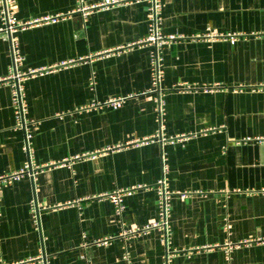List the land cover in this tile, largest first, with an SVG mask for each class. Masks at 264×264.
I'll use <instances>...</instances> for the list:
<instances>
[{"label":"crops","instance_id":"1","mask_svg":"<svg viewBox=\"0 0 264 264\" xmlns=\"http://www.w3.org/2000/svg\"><path fill=\"white\" fill-rule=\"evenodd\" d=\"M160 1L174 37L153 83L149 0L86 15L74 0H12L19 19L60 16L15 32L20 68L37 69L22 80L27 148L0 80V174L23 169L0 184V264H126L125 252L130 264H224L226 240L264 238V0ZM9 62L0 29V78ZM162 174L187 192L166 226ZM116 188H132L121 215L104 195ZM231 254L264 264V240Z\"/></svg>","mask_w":264,"mask_h":264},{"label":"built area","instance_id":"2","mask_svg":"<svg viewBox=\"0 0 264 264\" xmlns=\"http://www.w3.org/2000/svg\"><path fill=\"white\" fill-rule=\"evenodd\" d=\"M131 0H99L94 3H87L85 0H74V9L81 12V14L86 15L91 9L94 8H106L109 6H113L116 4H121L123 2H127ZM150 3L147 7V15H148V30L149 34L147 35V39L154 42L155 50L152 52V77L153 83H155L159 78L160 68L158 65V55L157 51L163 44L166 39L173 38V34L164 35L161 31V1L160 0H149ZM12 0H0V29L8 35L9 39V47H10V62L8 66V72L0 80H7L10 86L11 91V102L15 117V124L17 127L22 128L23 130V139H24V147L27 148L28 140L31 137V133L34 127L35 121L32 118H25V105L22 99L23 94V86L22 80L37 71L35 68L27 67L25 69L20 68V64L22 63L23 56L19 52L18 42L15 32L18 29L24 28L29 24L36 23L39 21L46 20H55L60 14H52V15H43L40 17L22 20L17 18L13 10L11 9ZM230 40L234 41L236 39V34H230ZM90 86L93 88L94 86V74L90 75ZM113 107H117L120 104V101L117 99H110L108 101ZM107 102V103H108ZM100 102L98 100L92 99L90 102L91 106H96ZM257 139H261L257 137ZM30 164L27 162L24 167H28ZM23 169L16 170L11 173L0 174V184L5 183L10 179L17 178ZM156 192H157V203L159 206V214H160V222L163 224H167V215L169 213L171 207V197L173 194H178L179 196H184L187 194L186 191L175 190L171 191L165 179L164 174H162L159 178H157L155 182ZM132 192V188H116L111 192L104 194L109 197V199L113 202L115 206V210L117 214L121 215L125 204L124 197L127 194ZM31 216L33 222H35L34 215V205L30 204ZM158 223V222H156ZM166 235V229H165ZM166 239V238H165ZM107 238H104L102 241H106ZM253 240H264V238L256 237V238H245L243 240L237 242H231L226 240L223 244V252L225 257L224 264H231V252L233 247L238 246L242 242H249ZM124 258L126 259V264H130L128 254L125 252ZM24 260H15V261H7L2 262L1 264H24ZM44 264L46 262L44 261Z\"/></svg>","mask_w":264,"mask_h":264}]
</instances>
